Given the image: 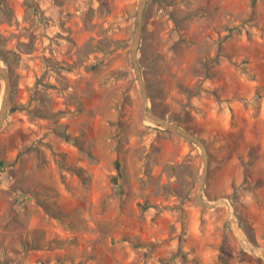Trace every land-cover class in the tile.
I'll return each instance as SVG.
<instances>
[{"label": "rangeland", "instance_id": "374dc122", "mask_svg": "<svg viewBox=\"0 0 264 264\" xmlns=\"http://www.w3.org/2000/svg\"><path fill=\"white\" fill-rule=\"evenodd\" d=\"M0 0V264H264V0ZM3 81L0 80V105ZM172 119V120H170Z\"/></svg>", "mask_w": 264, "mask_h": 264}, {"label": "water", "instance_id": "95a60500", "mask_svg": "<svg viewBox=\"0 0 264 264\" xmlns=\"http://www.w3.org/2000/svg\"><path fill=\"white\" fill-rule=\"evenodd\" d=\"M145 1L146 0H137L135 27L132 33L131 47L129 50V59L133 66L135 76H136V79L139 85L140 111L146 121L153 123L154 125L161 127L163 129L170 130L188 140L193 141L199 146L201 153H202V168H201V172H200L199 179H198V186H197V193H196L197 203L207 208H214L217 205L226 204V201L224 200L222 201V203H215V201L205 200L202 197L204 182H205V178L207 176V171H208V160H207L208 153H207L205 142L203 141V139L199 136H196L193 132L169 121L166 117L160 116L159 114L155 113L147 105V98H148L147 90L145 86V81L140 71V66H139V61H138V48H139V42L141 38L142 20H143ZM0 80L3 81V93H2V101H1V107H0V129H1L2 123L5 118V114L9 107V100H10V93H11V75H10L9 70L3 67L2 65H0ZM227 218L230 221H232V218L228 216V212H227ZM250 245H251L250 248L246 249L250 253L254 255H260V256L264 255V244L261 246H255L252 244ZM253 247L257 249L256 252L252 249Z\"/></svg>", "mask_w": 264, "mask_h": 264}, {"label": "bare ground", "instance_id": "6f19581e", "mask_svg": "<svg viewBox=\"0 0 264 264\" xmlns=\"http://www.w3.org/2000/svg\"><path fill=\"white\" fill-rule=\"evenodd\" d=\"M0 107H1V105H0ZM153 124V123H152ZM215 203H218V202H215ZM232 220H233V223L235 224V231L237 232V234L240 236V239H241V245L245 248V249H249L250 248V242H249V244L248 243H246V240H245V237L240 233V230L237 228V224H236V219L234 218V216H233V212H232ZM255 252L257 251V249L256 248H252Z\"/></svg>", "mask_w": 264, "mask_h": 264}, {"label": "trees", "instance_id": "16d2710c", "mask_svg": "<svg viewBox=\"0 0 264 264\" xmlns=\"http://www.w3.org/2000/svg\"><path fill=\"white\" fill-rule=\"evenodd\" d=\"M151 110L154 111L155 113H157V111H155V109L152 108ZM157 114L160 115V113H157ZM160 116H162V115H160ZM170 120H172V119H170ZM176 124H178V123H176ZM184 128H186V127H184ZM164 131H169V130L166 129V130H164Z\"/></svg>", "mask_w": 264, "mask_h": 264}]
</instances>
